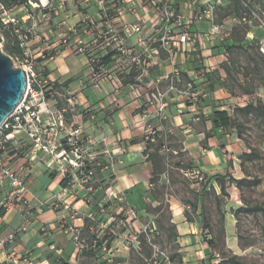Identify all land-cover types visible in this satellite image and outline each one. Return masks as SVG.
<instances>
[{"label": "crops", "instance_id": "1", "mask_svg": "<svg viewBox=\"0 0 264 264\" xmlns=\"http://www.w3.org/2000/svg\"><path fill=\"white\" fill-rule=\"evenodd\" d=\"M190 1L174 0L173 8L180 17V25H191L197 33L208 32L212 25H228L233 18L238 21L233 29L239 25L248 26L246 43H253L262 32L255 22L248 21L251 20L250 11L264 14V0H247L248 5L241 0H198L196 6H189ZM111 3V0L105 5L100 0H74L62 7L51 4L50 10L46 11L50 19L43 18L40 12H34L37 30L31 45L37 57L39 78L48 91L54 90L58 96L66 97L62 90L69 91L75 105L87 113L91 111L92 115L87 120H83L82 115L74 117L75 122L85 128L76 130V136L79 146L87 151L82 167H73L68 161L62 162L67 168L65 174L50 156L41 151L36 154L35 145L23 157L18 156L16 151L12 153L17 148L2 152L5 148L0 147V174L3 168L9 167L27 179L24 203H28L27 209L23 204L16 203L11 209L3 208L12 193L10 181L4 178L0 186V211L4 212V215H0V264H84L86 254L83 252L88 248L94 249L97 244L93 240L101 238L102 242L94 252L103 250L110 255L114 249H118L119 253H123L127 247L120 240L116 239L113 246L107 247L104 235L109 231L110 212L113 210L118 216L127 215L130 208L139 216L145 213L157 218L158 211L155 209L162 203L169 204L171 223L176 228L180 250L193 251L198 261H206L211 255V248L201 236L203 232H208L201 225V220L203 214L206 215L210 195L198 197L196 217L188 221L182 200L168 194L157 198L151 189L169 184L170 178H173L169 169L183 171L185 159L193 164V169L207 176L215 202L221 199L218 177L238 175V162L242 155L238 137L228 134L221 136L220 130L213 131L211 121L213 112L229 111V105L235 100L220 85L227 77L228 65L225 63L229 55L218 49L223 44L206 43L205 48L191 58L178 56L177 63L185 72V77L201 66L213 70V80L206 86L208 95L197 105L184 104L178 97L170 96L167 99L169 106L162 113L158 107L150 104L152 93L146 94L139 102L130 98V84L141 81L149 84L153 78L170 71L163 51L158 58L152 57L160 66L151 69L150 79L134 70L120 76L121 87L113 80H106L95 88L93 83L99 66L90 63V56L76 55L74 49L61 44L62 38L73 28L78 30V41L83 44L92 43L97 28L110 25L119 28L124 24L142 26L140 37L145 40L160 37L162 30L155 12L143 8L141 0H122L116 5ZM241 5L246 7L242 17L237 16ZM24 9L20 7V11ZM209 14H212L213 20L207 18ZM25 16L22 19L25 20ZM32 24L29 21L26 26ZM178 27L177 23L172 26L174 35L180 33ZM138 39L139 36H133L130 44L136 51H141ZM226 40L231 46L237 45L232 38ZM155 48L158 45L152 47ZM90 54L97 56L102 64L114 56L111 49L101 47L92 49ZM219 76L222 79L218 82ZM221 97L230 99L220 103ZM56 103V100L49 101L51 108ZM100 119L104 124L103 129L90 130V124ZM150 132L153 134L150 135ZM64 136L65 133L61 135ZM62 143L68 149L67 142ZM167 153H172L173 158L179 160L176 167L168 161ZM70 159L74 160V156L71 155ZM79 170H96L100 180L97 184L95 181L88 184L84 178L75 175ZM69 172L72 176L67 178ZM155 176L159 179L154 183ZM63 182L66 184L63 185ZM205 191H209V188ZM147 203L151 205L150 212L143 211ZM232 218L233 215H226L229 238L230 234H234ZM21 227L23 232L19 229ZM95 227H98L96 231ZM11 234L14 235L12 243L7 241ZM79 244L84 248L80 249Z\"/></svg>", "mask_w": 264, "mask_h": 264}, {"label": "rangeland", "instance_id": "2", "mask_svg": "<svg viewBox=\"0 0 264 264\" xmlns=\"http://www.w3.org/2000/svg\"><path fill=\"white\" fill-rule=\"evenodd\" d=\"M27 1L38 4L37 0ZM241 2L248 5L247 0H241ZM20 7L22 6L5 7L11 12L9 11L4 18L15 14L16 19L19 20L17 27L23 28L26 25L21 21L22 17L27 14L28 10L29 12H35V10L30 6L20 11ZM245 11L246 7L241 5V9L237 11V16H244ZM248 29L247 25H239L233 29L229 38L234 39L237 45L231 46L225 40L221 47L218 46V49H222L229 55L228 61L225 63L226 66L228 65L227 77L221 81L222 78L219 76L218 82L221 81L220 85L235 99L227 111L235 122L231 128L221 130L219 134L238 137L239 144L242 146V155L238 162V175L236 177L226 176L228 179L225 180L224 191L218 185L221 199H217L215 202L213 199L214 192L209 186V181L206 184H200L197 188L191 187L194 180L191 175L187 177L185 174H191L196 169H193V164L185 159L182 173L176 169H169V173L173 175V178H170V183L158 185L151 189L157 198L168 194L182 200L186 206L185 214L191 220L196 217L194 204H196L198 197L205 194L210 195L206 215L203 214V220H201L202 226L205 220L209 223L208 232H203L201 235L211 248L209 259L198 261L193 251L184 252L180 250L177 244L176 228L171 223L172 216L169 204L162 203L155 209L158 211L157 218L146 216L145 213L139 216L130 208L127 209V215L120 216L115 215L112 210L110 212L111 218L108 220L110 222L107 227L109 231L105 233L104 237L110 239L111 244L109 246H113L116 239L124 242L127 250L119 253L118 249H114L108 255L103 250L94 252V249L88 248L83 252L86 254L84 264H236L233 262L234 257L244 264H264V212L245 213L239 211L256 206L264 208V56L259 51L260 39L264 36V32L257 35L253 43H246L245 37ZM4 46L3 38L0 49L7 54ZM13 61L16 67H21L20 62L14 58ZM50 98L49 101H57L51 110L62 113L67 130L73 132L85 130L82 124L75 122L74 117L82 115L83 120H87V117L92 115L91 111L87 113L80 110L75 105L73 96L56 95ZM69 99L73 102H69ZM229 99L230 97H221L218 102L224 103ZM221 106L227 107L226 104ZM248 106H253V109L249 112L241 111ZM103 125L101 119L94 121L90 124V130L100 131L103 129ZM16 131L10 145H7L2 152H10L17 148L19 155L21 152L25 154L29 148L35 145L26 132L21 131V129ZM111 154V162H113V153L111 152ZM166 156L172 166L176 167L179 160L173 158L172 153H167ZM232 167L234 169V166ZM87 172L92 174L87 183L91 184L95 181L97 184L100 178L99 172L96 170H79L77 173L75 172V175L79 178H85L89 174ZM71 176L70 172L67 173V178ZM20 177L24 178L23 176ZM24 179L27 183V179ZM257 181L260 183L255 184ZM11 188L12 191L15 190L14 187ZM207 188L209 191L206 192L205 189ZM25 194L26 192L21 201L16 202V204H23L27 209L28 203H24ZM143 211H152L150 203L144 205ZM234 212H238L236 216H234ZM227 214L234 217L232 218L234 234H230V238L226 233ZM19 229L23 232V227ZM97 229L98 227L94 228L95 231ZM101 240L102 238L93 241L99 246Z\"/></svg>", "mask_w": 264, "mask_h": 264}, {"label": "built area", "instance_id": "3", "mask_svg": "<svg viewBox=\"0 0 264 264\" xmlns=\"http://www.w3.org/2000/svg\"><path fill=\"white\" fill-rule=\"evenodd\" d=\"M74 0H49L46 6L39 3L34 4L28 2L23 6L25 9L32 6L35 12H40L42 17L50 19L47 10H50L51 4L64 6L67 2ZM110 0H100L102 5H105ZM113 5H116L122 0H111ZM174 0H141L143 8L151 9L155 12L158 19L161 21V35L155 39L145 40L140 37L142 35V26L124 24L119 28L114 25L108 27H99L95 31V35L91 44H83L78 41V30L73 28L71 32L61 40L62 46L74 49L76 55L90 56L89 61L92 64L99 66V73L94 78L93 86L99 88L101 83L106 80L115 81L121 87L120 76L131 73L136 70L141 72L142 76L150 77V71L155 66H160L152 57H159L161 51L166 54L165 62H168L170 71L160 74L155 79L153 78L149 84H144L142 81L129 85V96L134 102H139L146 94L152 93L150 104L158 107L159 112H164L169 106L167 99L170 96H176L184 104L197 105L201 99L208 95L206 86L210 80H213V70L207 66H201L192 71V75L187 74L179 68L177 59L179 55L191 58L194 54L202 51L206 43L222 44L232 34L233 27L238 21L233 18L231 23L225 26L212 25L210 30L205 33H197L191 25H180V17L177 16L173 6ZM198 0L190 1L189 6H196ZM247 6V5H246ZM17 7V6H16ZM11 10L6 9L0 3V35L3 38L4 30L13 26L14 33L17 36L18 46L21 50L22 57L17 58L21 67L28 79V89L25 100L17 108V110L6 120L0 130V147L14 138L16 130L24 131L28 137L34 142L36 154L41 151L50 156L59 166L62 173L67 172V168L63 166V161H68L73 167H82L86 149L79 146V138L76 136V131L67 130L64 124V117L60 111H52L49 105L48 96L53 95L47 90L45 83L41 81L36 71L37 57L32 48L31 42L35 37L37 30L36 14L29 12L21 19L24 25L32 21L31 26L18 28L19 20L15 16L4 18ZM251 20L246 22H255L259 29L264 32V14L256 11H250ZM207 18L213 20L212 14L207 15ZM177 23L180 33L174 35L172 26ZM133 36H139L138 45L141 51H136L130 44V39ZM75 39V40H74ZM154 45L158 48L152 49ZM111 49L114 56L109 64H102L97 56H92L90 53L94 48ZM259 51L264 56V36L259 45ZM13 59V58H12ZM151 78V77H150ZM149 78V79H150ZM149 86V88H148ZM163 86L165 89L163 90ZM66 95L71 96L69 91ZM69 102H72L69 99ZM47 116V119H44ZM11 130L8 135L3 132ZM65 133L64 137L61 135ZM153 134L152 132L149 133ZM63 141L67 142V147L63 145ZM206 152V151H205ZM74 156V160L70 156ZM91 173L84 179L85 182L90 181ZM194 180L191 184L192 188H197L200 184H206L207 179L198 170H193L192 173H186L185 176H190ZM7 178L12 187L15 188L9 198L4 202L3 208L11 209L16 202H20L22 196L26 192L25 179L20 177L15 171L9 167H5L0 174V186L3 179ZM78 240V238H76ZM8 242L14 241V235L11 234ZM80 249L84 246L79 244Z\"/></svg>", "mask_w": 264, "mask_h": 264}, {"label": "trees", "instance_id": "4", "mask_svg": "<svg viewBox=\"0 0 264 264\" xmlns=\"http://www.w3.org/2000/svg\"><path fill=\"white\" fill-rule=\"evenodd\" d=\"M0 3H2L7 8H11L13 6H25L28 4V1L27 0H0ZM3 38H4L5 51L8 54V56H10L11 58H14V59L21 58L22 53H21V50L18 46L17 36L14 33L13 26H9L4 30ZM111 60L109 62H107L108 61L107 60L106 64H109L111 62ZM49 92L52 93L53 96H56V91L51 90ZM62 92L66 94L67 91L62 90ZM48 99L51 100L50 96H48ZM251 109H253V106H248L246 108H243L241 111L242 112H249ZM211 121L213 124V131H215L217 129L220 131L229 129L232 127V125L235 122V120L228 114V112H213L212 117H211ZM11 132H12L11 130H6L3 132V134L8 135ZM0 142H1V140H0ZM7 145H10V142L4 143L2 146L5 148ZM15 151L18 153V156H20V157L25 155V154H22L23 152H21L19 155V149L12 151V153H15ZM85 171H87V170H85ZM87 173H89V172H87ZM158 179H159V177L155 176L153 179V182L154 183L157 182ZM217 183H218L220 189L222 191H224L225 177H218ZM259 183H260V181L255 182V184H259ZM62 184L65 185L66 183L63 182ZM194 207L197 208V204H194ZM239 211H242L245 213H257V212H264V208H262L260 206H256L254 208H247L245 210H239ZM237 213L238 212H234V216H236ZM0 215H4V212L0 211ZM186 217H187L188 221H193L189 218V216H187V214H186ZM204 228H206V229L209 228V223L207 222V220H205V222H204ZM109 240L110 239H106L107 244H108L107 247H109V244H111ZM96 247L97 246H95V248ZM233 262L236 264H244L243 262L239 261V259L236 257L233 258Z\"/></svg>", "mask_w": 264, "mask_h": 264}, {"label": "water", "instance_id": "5", "mask_svg": "<svg viewBox=\"0 0 264 264\" xmlns=\"http://www.w3.org/2000/svg\"><path fill=\"white\" fill-rule=\"evenodd\" d=\"M37 1L42 6L49 2ZM2 42L3 38L0 35V44ZM27 89L28 79L25 71L16 67L13 59L0 49V130L25 100Z\"/></svg>", "mask_w": 264, "mask_h": 264}, {"label": "bare ground", "instance_id": "6", "mask_svg": "<svg viewBox=\"0 0 264 264\" xmlns=\"http://www.w3.org/2000/svg\"><path fill=\"white\" fill-rule=\"evenodd\" d=\"M44 2L46 1V0H43Z\"/></svg>", "mask_w": 264, "mask_h": 264}]
</instances>
